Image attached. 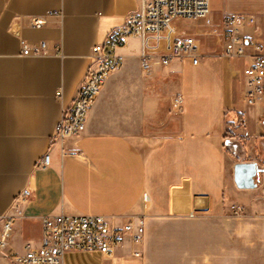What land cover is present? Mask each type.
Instances as JSON below:
<instances>
[{
	"label": "crops",
	"instance_id": "1",
	"mask_svg": "<svg viewBox=\"0 0 264 264\" xmlns=\"http://www.w3.org/2000/svg\"><path fill=\"white\" fill-rule=\"evenodd\" d=\"M136 7L137 0H0V218L23 189L30 192L0 248V264H16L25 245L38 248L42 219L59 214L99 215L116 226L143 216L142 243L124 242L117 252L123 264H247L241 253L233 258L243 245L233 243L232 234L258 227L233 229L231 207L264 217V103L250 110L237 105L235 64L223 56L221 23L228 14L254 17L243 34L264 43V0H209L208 21H178L177 32L200 48L196 66L156 58L143 71L139 40H127L118 51L123 63L92 103L85 131L51 142L85 78L92 48ZM36 17L45 21L40 29L31 26ZM21 41L46 42L49 55L23 57ZM46 153L50 164L39 167ZM237 163L261 170L254 189L235 186ZM177 195L199 199L205 211L193 219L172 216ZM63 264L111 262L98 253L69 252Z\"/></svg>",
	"mask_w": 264,
	"mask_h": 264
},
{
	"label": "built area",
	"instance_id": "2",
	"mask_svg": "<svg viewBox=\"0 0 264 264\" xmlns=\"http://www.w3.org/2000/svg\"><path fill=\"white\" fill-rule=\"evenodd\" d=\"M48 12L46 16H53ZM209 0H137L135 11L127 15L123 25L111 32L107 41L92 48L90 64L83 82L73 101L62 112L60 120L53 128L51 142L81 135L85 131L87 114L99 94L105 80L118 70L123 57L118 51L129 39L140 42V66L148 71L152 61L158 59L168 64L174 59H188L193 66L198 65L201 51L193 37L177 32L178 21H208ZM244 23L254 25V17L244 19L237 14L226 15L221 23L223 56L234 61V73L238 83V98L246 105H254L264 99V43H258L253 36L241 34ZM43 18L31 19V26L40 29ZM23 57L41 58L49 55L46 42L27 45L20 42ZM54 56H61L54 49ZM181 104V98L175 100ZM50 164L48 153L38 161L39 167ZM30 192L23 189L11 203L7 213L0 220V248L9 239L14 218L22 216V207L28 202ZM205 211L199 199L174 196L172 216L196 218ZM234 215L241 214L240 208L231 207ZM145 233V218H131L116 226L99 215L47 216L42 219V239L38 248L25 245L24 254L15 257L16 264H63L64 255L69 252L98 253L111 264H123L117 256L124 242L132 246L142 243ZM132 256L140 258L138 251Z\"/></svg>",
	"mask_w": 264,
	"mask_h": 264
},
{
	"label": "rangeland",
	"instance_id": "3",
	"mask_svg": "<svg viewBox=\"0 0 264 264\" xmlns=\"http://www.w3.org/2000/svg\"><path fill=\"white\" fill-rule=\"evenodd\" d=\"M199 21H203V20H199ZM199 21H188V23H194V22H199ZM243 33H244V31L241 30V34H243ZM250 34H251V32H250ZM258 38H260V37H258ZM260 103H264V99H262L260 101ZM237 105L239 107H245L246 110H250V107H251V106L246 105L242 102H237ZM262 118H264V113H262ZM249 125L252 128L253 123L251 121H249ZM242 126H243V124H241V123L238 126L240 134L245 132V130L243 129ZM261 130H262V128H261ZM262 131H264V130H262ZM251 148L252 147L250 146V149ZM259 154L262 157H264V148L259 147ZM261 205H262V207H264V200H262ZM232 221H233V223H232L233 229L236 227L238 229H240L241 227H246V226L258 227L256 229L254 228L253 234H250V233L241 234L239 231L237 233L232 234L233 243L237 242V243H242V245H243L242 250L233 249V251H232L233 258H235V256L237 257L235 259L240 258V253H241V259H242V262H244V263L246 261L247 264H264V217H258V218L251 217V218H249V217H245L243 214H239V215L232 214ZM257 230L262 231V234H258V237L256 235ZM256 245H258V249H256ZM90 260H91V262H94V260L92 258Z\"/></svg>",
	"mask_w": 264,
	"mask_h": 264
},
{
	"label": "water",
	"instance_id": "4",
	"mask_svg": "<svg viewBox=\"0 0 264 264\" xmlns=\"http://www.w3.org/2000/svg\"><path fill=\"white\" fill-rule=\"evenodd\" d=\"M261 172L255 163H237L233 168V181L238 189H254L255 178Z\"/></svg>",
	"mask_w": 264,
	"mask_h": 264
}]
</instances>
